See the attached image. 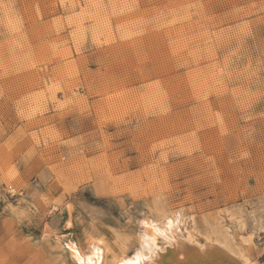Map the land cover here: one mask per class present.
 <instances>
[{"label": "rangeland", "instance_id": "1", "mask_svg": "<svg viewBox=\"0 0 264 264\" xmlns=\"http://www.w3.org/2000/svg\"><path fill=\"white\" fill-rule=\"evenodd\" d=\"M171 217L264 264V0H0V264L165 252Z\"/></svg>", "mask_w": 264, "mask_h": 264}, {"label": "bare ground", "instance_id": "2", "mask_svg": "<svg viewBox=\"0 0 264 264\" xmlns=\"http://www.w3.org/2000/svg\"><path fill=\"white\" fill-rule=\"evenodd\" d=\"M172 224L173 221L171 220L166 222L165 230L167 229V231L164 233L167 241L171 243L170 249L166 248L164 252L156 245L159 249L158 251L145 254L149 264H178V262H185L186 264H262L255 259L251 260L244 253H240L237 256L231 255L221 248L220 245L209 241L204 244H198L187 239L185 243L188 246H184L180 240V227L173 228ZM75 255L77 256V254ZM118 264H124V260Z\"/></svg>", "mask_w": 264, "mask_h": 264}, {"label": "clouds", "instance_id": "3", "mask_svg": "<svg viewBox=\"0 0 264 264\" xmlns=\"http://www.w3.org/2000/svg\"><path fill=\"white\" fill-rule=\"evenodd\" d=\"M170 219L173 220V224H172L173 228L180 227V224L178 223L175 217H171ZM165 231H167V229ZM161 235L162 233L159 230H154L153 235L143 242L142 251L137 252L131 258H126L124 260V264H149L148 259L144 255V253L147 252L151 254L159 250L156 245H157V239Z\"/></svg>", "mask_w": 264, "mask_h": 264}]
</instances>
